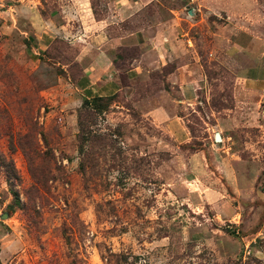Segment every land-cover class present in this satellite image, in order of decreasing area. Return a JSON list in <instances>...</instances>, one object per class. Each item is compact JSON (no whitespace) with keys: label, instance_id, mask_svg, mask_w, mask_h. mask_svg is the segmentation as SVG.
<instances>
[{"label":"rangeland","instance_id":"rangeland-1","mask_svg":"<svg viewBox=\"0 0 264 264\" xmlns=\"http://www.w3.org/2000/svg\"><path fill=\"white\" fill-rule=\"evenodd\" d=\"M202 1L141 0L119 17L172 45L133 81L142 49L119 48L123 91L86 105L113 96L74 86L79 15L111 16L115 0H0V264H264V91L213 52L227 16ZM192 61L203 82L179 106L170 77ZM163 103L179 136L149 116Z\"/></svg>","mask_w":264,"mask_h":264},{"label":"crops","instance_id":"crops-1","mask_svg":"<svg viewBox=\"0 0 264 264\" xmlns=\"http://www.w3.org/2000/svg\"><path fill=\"white\" fill-rule=\"evenodd\" d=\"M153 1L155 0H151ZM140 4L141 0H115L114 13L101 19L95 17L91 5L87 4L86 10L79 15L82 28L81 36L78 38L85 44L82 46L78 61L84 69V75L74 86L81 94L91 98L113 96L123 91L120 71L115 65V54L119 48L142 49L141 57L134 60L127 71L126 75L131 81L150 70L153 65L159 66L161 58L167 56L172 45L170 44L172 34L164 35L158 32L148 37L144 29L138 31L121 29L120 23L124 20L118 18L129 9L137 11ZM198 4L213 15L227 16L225 25L214 33L213 52H223L228 62L234 63L239 87L257 93L264 91V0H212ZM53 26L55 32L66 37L75 34L66 25L56 26L53 23ZM183 38L180 36L177 42H182ZM197 68V63L192 61L190 64L180 66L177 73L170 77V88L177 87L176 91L181 97L178 101L179 106L190 104L197 98V91L203 82ZM167 96L169 95H165L166 99ZM176 108L178 107L170 103H163L152 109L149 116L155 124L159 126L164 124L161 127L166 130H177L179 136L184 126L179 121H177L179 124L174 121L175 118L179 119L174 115Z\"/></svg>","mask_w":264,"mask_h":264},{"label":"trees","instance_id":"trees-1","mask_svg":"<svg viewBox=\"0 0 264 264\" xmlns=\"http://www.w3.org/2000/svg\"><path fill=\"white\" fill-rule=\"evenodd\" d=\"M94 8V7H93ZM93 11L95 12V8L93 9ZM96 14V13H95ZM116 98V96H113V97H107V98H93L92 100V102H91V100H89V99H87L86 101H85V103H86V105H89V104H94V103H97V104H101L102 102H106L107 104L110 102V101H112V100H114ZM83 131V134L85 135V130L83 129L82 130Z\"/></svg>","mask_w":264,"mask_h":264},{"label":"water","instance_id":"water-1","mask_svg":"<svg viewBox=\"0 0 264 264\" xmlns=\"http://www.w3.org/2000/svg\"><path fill=\"white\" fill-rule=\"evenodd\" d=\"M217 139L219 140V141H221L222 139H221V136H217Z\"/></svg>","mask_w":264,"mask_h":264}]
</instances>
